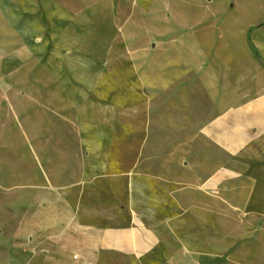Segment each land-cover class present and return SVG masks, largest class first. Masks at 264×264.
<instances>
[{
	"label": "crops",
	"instance_id": "obj_1",
	"mask_svg": "<svg viewBox=\"0 0 264 264\" xmlns=\"http://www.w3.org/2000/svg\"><path fill=\"white\" fill-rule=\"evenodd\" d=\"M115 6L0 0L13 38L1 73L44 87V72L73 110L42 145L54 155L3 264H248V247H264V154L253 147L264 135V19L218 34L237 42L218 46L215 93L198 109L190 88L155 77L160 36L126 32ZM126 61L140 65L136 92L105 99Z\"/></svg>",
	"mask_w": 264,
	"mask_h": 264
},
{
	"label": "rangeland",
	"instance_id": "obj_2",
	"mask_svg": "<svg viewBox=\"0 0 264 264\" xmlns=\"http://www.w3.org/2000/svg\"><path fill=\"white\" fill-rule=\"evenodd\" d=\"M69 7L81 9L98 0H56ZM114 0L119 13V24L126 32L148 39L153 32L165 43V50L156 54L159 65L155 77L168 78L177 89L190 88L191 104L198 109L208 108V97L215 93V78L218 73V46L227 43V38L218 39L220 32L235 30L239 22L252 23L264 19V0ZM169 17V21L165 20ZM167 19V18H166ZM8 42L6 28L0 25V49ZM235 45L236 39L228 40ZM163 59L169 60L165 67ZM124 70L117 65L118 74L112 77L115 89L104 93L103 97L118 102L117 97L126 91L136 90V74L140 65L125 62ZM138 67V69H137ZM122 73V75H121ZM45 86L26 87L22 77L11 76L0 71V256L8 250L7 238L14 218L34 200L33 188L39 180L46 179L45 158H53V150L42 147L44 143L55 141L52 129L68 123L73 110L57 87L40 72ZM141 79V78H140ZM138 79V80H140ZM126 82V85H124ZM205 82L212 89L203 88ZM30 89V91H29ZM201 89V90H200ZM139 90H141L139 88ZM136 92V91H135ZM138 93V92H137ZM131 101H127L129 103ZM126 103V104H127ZM214 112L210 113L213 116ZM42 126L40 133H34ZM254 149L264 154V135L253 144ZM37 194V192H35ZM31 201V202H30ZM13 223V224H12ZM10 236V235H9ZM249 250L248 264H264V247L255 245ZM260 254L259 256H257ZM255 256V257H254ZM261 258L260 262L257 259ZM263 258V259H262ZM1 259V258H0ZM2 259L0 264H3ZM40 264V263H35ZM44 264V263H43ZM53 264V263H47Z\"/></svg>",
	"mask_w": 264,
	"mask_h": 264
}]
</instances>
